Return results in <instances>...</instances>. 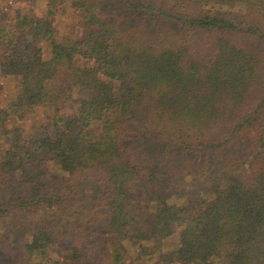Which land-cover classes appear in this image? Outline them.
Returning <instances> with one entry per match:
<instances>
[{
  "label": "trees",
  "instance_id": "1",
  "mask_svg": "<svg viewBox=\"0 0 264 264\" xmlns=\"http://www.w3.org/2000/svg\"><path fill=\"white\" fill-rule=\"evenodd\" d=\"M44 8L0 25V264H264V0Z\"/></svg>",
  "mask_w": 264,
  "mask_h": 264
},
{
  "label": "rangeland",
  "instance_id": "2",
  "mask_svg": "<svg viewBox=\"0 0 264 264\" xmlns=\"http://www.w3.org/2000/svg\"><path fill=\"white\" fill-rule=\"evenodd\" d=\"M63 12H60L55 20V34L54 38L50 41L41 42V45L44 49V52L47 53L53 42H60L68 37V35L73 34L77 36L78 32L76 30V22H77V12L70 8L69 6H65ZM29 13L35 14L37 16H44L45 8H44V0H28L26 2L22 0H0V25L6 22H10L13 17L16 16L17 13ZM17 88V82L14 80H6L3 81L0 79V101L2 104H7L9 101L13 100L14 91ZM76 105L74 103L64 105L62 107V114L65 116H73L75 114ZM52 117L51 110L47 108L38 109L33 115L32 119L33 123L30 124V121L27 119L23 122H18L17 124L13 123L14 121L9 122V128L12 132H20L23 135H27V133L35 132L34 130L36 126H42L46 132L49 130L48 121L49 118ZM94 132L97 133L99 131V126H95L93 128ZM5 139H9L8 135L3 136L0 141V145ZM18 226L17 228H19ZM6 229V225L0 227V229ZM39 253V252H38ZM43 258L49 257L46 252L42 253Z\"/></svg>",
  "mask_w": 264,
  "mask_h": 264
}]
</instances>
